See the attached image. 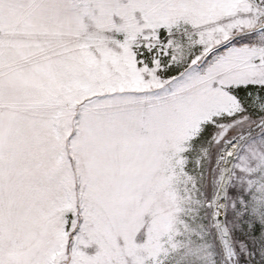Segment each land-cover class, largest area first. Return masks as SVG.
Segmentation results:
<instances>
[{
  "label": "snow or ice",
  "instance_id": "6c2138e0",
  "mask_svg": "<svg viewBox=\"0 0 264 264\" xmlns=\"http://www.w3.org/2000/svg\"><path fill=\"white\" fill-rule=\"evenodd\" d=\"M0 264H264V0H0Z\"/></svg>",
  "mask_w": 264,
  "mask_h": 264
}]
</instances>
